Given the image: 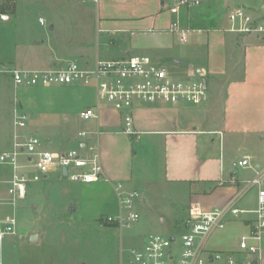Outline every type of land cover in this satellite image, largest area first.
Here are the masks:
<instances>
[{
    "label": "crops",
    "instance_id": "crops-1",
    "mask_svg": "<svg viewBox=\"0 0 264 264\" xmlns=\"http://www.w3.org/2000/svg\"><path fill=\"white\" fill-rule=\"evenodd\" d=\"M179 1L95 0L89 7H83L80 16L90 13L96 38L95 51L92 53L88 52L91 47L76 48L70 42H62V38H59L54 48L51 40L39 43L35 41L36 30L39 31L46 21L43 16L45 10H39L35 22V15L31 10L23 11L25 16L22 15L21 6L14 0L11 11L4 10L0 13L8 16L7 20L0 19V66L20 70L49 69L63 66L69 61L93 66L97 60L145 55L157 64L171 68L179 78L201 79L205 83L208 99L203 104H136L131 110L136 135L122 132L121 113L103 107L97 109V118L89 121L78 118L83 123L82 128L71 134L68 126L58 132L51 129L47 125V114L55 108L54 104L57 102L64 103L65 97L60 96L64 92L62 90L68 92V89L77 87L76 85L17 88L8 76L11 81L9 85L14 91L12 105L8 104L11 123L15 102L22 104V110L29 113V118L32 119H29L30 124L28 121L24 135L43 133L47 144L53 148L77 144L79 149L83 147V142L78 133L85 131L89 134L87 142L95 146L106 180L78 184L83 189L94 192V195L87 198L90 200L88 203H96L99 207L108 206L114 215L120 211L116 192L118 184L120 191L125 192L132 183L144 182L150 188L156 182L137 178L141 168L134 170L133 167V159L138 155L137 149L134 151L133 148L136 143L145 161L152 156L153 160H157V169L161 173L158 182L184 185L191 189V198L206 197V210L226 203L240 190L242 182L252 178L256 171L262 173L261 187L264 188V34L234 33L230 31L228 15L220 14L219 10L217 13H208L206 9L191 14L189 9L195 6L187 7ZM229 2L234 4V9L243 8L250 13L260 10L261 1L244 3L243 0H225L223 4L227 6ZM39 19H43V23ZM173 23L188 31L183 39L178 33L171 31ZM77 25L78 28L81 27L79 23L74 24V27ZM49 30H55L53 23H50ZM118 35L127 37V43L118 47L120 51L116 50L106 57L104 51L100 52L101 43L108 52L110 45L115 46L113 37ZM25 47L29 48L28 52ZM45 64L51 65L48 68H36ZM4 86L0 82L1 93L6 89ZM94 93L93 105L86 108L96 106L95 89ZM0 99L1 103L5 98L2 95ZM3 136L0 131V143L5 140ZM12 143L13 130L8 139L9 149L1 148L0 153L11 150ZM55 150L57 151L49 152L61 153L70 149ZM244 157L249 158L252 168L240 169L233 176L232 163ZM20 162L25 163L24 158ZM152 168L154 169L153 163ZM50 175L53 180H63L62 172L52 170L40 181L46 182ZM233 177L235 184L230 183ZM7 180L0 183L7 185L8 189ZM220 181L224 185L218 186ZM47 183L43 185L47 187ZM27 184L25 197L19 201L29 197V205L32 210H36L38 206L35 202L38 200L36 201L37 192L34 190L39 187L28 188L30 184L28 187ZM101 188L107 190L108 194L101 193ZM4 190H0V221L10 214V208L13 211L15 209L7 203L8 193L6 196ZM154 190L157 191L156 188ZM254 195L256 197V188ZM40 203L45 208L46 200ZM88 206L90 207L89 204ZM70 212H76V208H71ZM100 215L98 213L99 217ZM18 231L14 235H18L19 246L21 243H28L33 248L42 241L41 229ZM246 232V226L241 222L228 221L224 230H217L212 234L208 249L236 252L237 238ZM14 245L15 242L4 238L0 248V264H3L1 253L4 258H8ZM262 246L263 260L264 241Z\"/></svg>",
    "mask_w": 264,
    "mask_h": 264
},
{
    "label": "built area",
    "instance_id": "built-area-1",
    "mask_svg": "<svg viewBox=\"0 0 264 264\" xmlns=\"http://www.w3.org/2000/svg\"><path fill=\"white\" fill-rule=\"evenodd\" d=\"M181 5L196 6L200 0H180ZM253 14V15H252ZM1 20L8 16L0 15ZM230 31L238 34H264V0L260 10L250 13L237 8L228 15ZM43 23V19H39ZM171 31L183 39L187 30L177 23ZM0 74L9 75L14 87H49L54 85L94 86L97 104L79 113L82 121L97 118L100 107L122 114V132L136 135L133 126L132 108L143 105L203 104L208 95L201 79H185L175 75L172 69L154 62L149 56L132 55L126 58L97 60L93 66L69 61L63 66L49 69H13L0 66ZM29 116L17 108L13 111V145L11 150L0 153V165L11 168L8 184V200L12 207L26 194L29 181H40L52 170L67 169L66 180L91 184L106 180L103 176L98 152L87 142L88 133L81 131L78 136L83 147L53 153L41 148L38 137L24 135ZM23 156L25 163L20 162ZM252 168L248 157L232 163L233 176L240 169ZM262 173L255 172L252 178L242 182L240 190L222 206L206 210L197 201H190L182 229L173 235H149L139 246L129 250L124 263L119 264H261L264 241V188L261 187ZM235 184L234 177L230 181ZM224 185L223 181L218 186ZM117 185L116 192L119 213L103 218V223L116 228H130L139 215L134 204L139 197L136 191L122 192ZM256 188L253 206H238L245 194ZM231 217L246 226L247 232L238 236L236 252H219L208 249V241L217 230H224ZM16 220L8 215L0 221V248L6 236L14 235Z\"/></svg>",
    "mask_w": 264,
    "mask_h": 264
},
{
    "label": "rangeland",
    "instance_id": "rangeland-1",
    "mask_svg": "<svg viewBox=\"0 0 264 264\" xmlns=\"http://www.w3.org/2000/svg\"><path fill=\"white\" fill-rule=\"evenodd\" d=\"M16 1H18V4L21 6L22 15L25 16L24 12L31 10L35 15V22H37L40 11L45 10L43 14L46 20L45 24L40 26L41 29H39V31L36 30L37 37L35 41H38V43L43 40L47 42L51 40L54 48L56 46L55 43H58L59 38H62V42H70L73 47H91L88 49V52L92 53L95 51L94 43H96V38L94 36L93 27L91 26L92 19L90 13L87 12L84 16H80L83 7H89L95 0ZM224 1L225 0H200V5L190 8L189 12L193 14L197 10L206 9L208 13H217L219 10L220 14L226 16L229 15L230 10H234V4L229 2L228 5L225 6ZM243 1L244 3H249L251 0ZM257 1H261V3L259 2L260 7L263 0ZM13 2L14 0H0V9L11 11ZM222 7L223 10H221ZM75 22L77 24L79 23L81 27L78 28V25L74 27V24H76ZM50 23L54 24V31L49 30ZM113 40L115 46L110 45L107 49L108 52H106V47L102 45L103 43L100 42V52L102 53V51H104L106 57L107 55H112L116 50L120 51L118 47H123V44L127 43L126 41H128V38L124 35H118L113 37ZM28 50L29 48L25 47V51L28 52ZM50 65H40L36 68H48ZM8 76L9 75H0V82H2L3 86L5 85L4 88H6L3 93L0 92V98L2 95L5 98L0 103V131L4 134L3 137L5 138L4 142L0 143V149H9L7 148L8 139L9 137L11 138L13 130L8 104L12 105L11 101L13 100L14 91L9 85L11 81L9 78L10 76ZM94 89V86L91 85L90 87H71V89H68L70 90L68 92L62 90L64 92L60 93V96L65 97V101L64 103L57 102L54 104L55 108H51L53 110L49 111L47 114V125L56 132L68 126L71 130V134L77 133L82 128L83 124L78 121V113L87 106L93 105L95 99ZM7 100H9V102ZM15 108L22 110L23 105L19 102H15L14 109ZM22 111L27 113L25 110ZM60 111L63 114H61ZM28 114L29 113H27V115ZM29 117H31L30 114ZM29 119L32 121L31 118ZM33 134L40 140L42 149L48 151H57L55 149H78L77 144H73L72 146H67L65 144L61 148H53L51 145L47 144L46 136L43 133L34 132ZM133 148L134 151L136 149L138 151L137 157L133 159L134 170H137L138 167L141 168V170L138 171L137 178L146 181L154 180L156 182L153 184L154 187L150 188H147L144 182L132 183L128 186L129 190L128 188L125 190L126 193L136 191L139 195L134 204V210L139 215V218L136 222L131 223L130 228L119 229L114 225L103 223V218L113 216L114 214L108 206L99 207L96 203H88L90 200L87 198L94 195L93 191L85 190L78 183H71L68 180H61L59 178L53 180V177H51L52 175H50L46 182L40 181L32 183L30 181L27 184V187L30 184L28 188L31 186L39 187L34 190V192H37L36 201L38 200L35 202L38 206L36 210H32L29 205L31 200L28 197L22 201L18 200L14 211L10 208L9 214L14 215L16 220L15 234H18L19 229H23V231H30L34 228L41 229L42 241L39 242L40 244L38 246L31 248L32 246L28 245V243H21L19 246L17 241L18 235L5 237V240H12L15 242V245L10 250L8 258H4L1 253L2 263L119 264L120 261L124 263L127 260L129 250L132 247L139 246L146 241L149 235L160 234L170 236L181 231L182 224L187 214V206L190 201H197L204 208L205 203L208 204V199L206 197L191 198V189L184 185L158 182V180L160 181L161 173L160 170L157 169V160H153V156H150L151 158L145 161V158H142L143 153L137 143L133 145ZM19 159L22 160L23 156ZM145 162L148 163L145 165ZM152 163L154 169L152 168ZM143 164L144 166H142ZM10 176V169L0 166V181L9 180ZM46 183L48 184L47 187L43 185ZM154 188H156L157 191L154 190ZM3 189H5L4 194L7 196V185L0 183V190ZM99 191L108 194V191L104 188H101ZM254 194L255 188L250 189L245 194L243 200L239 202L238 206H253L255 204ZM45 200L46 206L43 208L40 202ZM38 203H40V205ZM71 208H76V212H70ZM94 209H96L95 212H93ZM98 213L101 214V217L98 216ZM97 217L99 218L96 219ZM228 221L236 220L229 217ZM261 264H264V254Z\"/></svg>",
    "mask_w": 264,
    "mask_h": 264
},
{
    "label": "water",
    "instance_id": "water-1",
    "mask_svg": "<svg viewBox=\"0 0 264 264\" xmlns=\"http://www.w3.org/2000/svg\"><path fill=\"white\" fill-rule=\"evenodd\" d=\"M204 84H205V83H204ZM66 175H67V169H66V168H63L61 178H62L63 180H66Z\"/></svg>",
    "mask_w": 264,
    "mask_h": 264
},
{
    "label": "trees",
    "instance_id": "trees-1",
    "mask_svg": "<svg viewBox=\"0 0 264 264\" xmlns=\"http://www.w3.org/2000/svg\"><path fill=\"white\" fill-rule=\"evenodd\" d=\"M13 8H14V5L12 4V9H13ZM1 12H4V10H1V9H0V13H1Z\"/></svg>",
    "mask_w": 264,
    "mask_h": 264
}]
</instances>
